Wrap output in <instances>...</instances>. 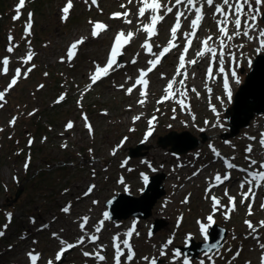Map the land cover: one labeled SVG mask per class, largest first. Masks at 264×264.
Masks as SVG:
<instances>
[{
	"label": "rangeland",
	"instance_id": "obj_1",
	"mask_svg": "<svg viewBox=\"0 0 264 264\" xmlns=\"http://www.w3.org/2000/svg\"><path fill=\"white\" fill-rule=\"evenodd\" d=\"M1 1L5 5V10L0 11L1 21L4 24V28L0 25L2 36L0 61L7 56L12 63L10 65L12 75L13 71L15 72L14 69L18 67L22 69L23 74L28 64L22 63L21 57L26 56L30 47L34 54L33 64L36 69L30 74L29 79L23 80L15 89L8 91L6 102H0L4 104L0 108V129H3L0 131V231L10 230L7 237L5 235L3 239L0 237V264H29L26 253L31 249H35L40 254L38 264H47L49 259L53 260V264L106 262L110 255H106L109 251L106 244L112 247L111 238L117 235V230L124 231L121 234L124 235L132 228L133 223L136 224L133 239L137 244V256L142 258L132 264H148L147 262L152 258L156 261L162 260L161 264H184L185 259L194 264H201V261L204 264H245L246 262L257 264L260 262L259 255L261 252L262 255L264 254V249L260 247L264 244V227L260 226V221L264 220V212L260 208L264 203V187H254L255 200L253 201L250 196L249 200L245 201L254 207L259 206L257 214L250 216L247 214L246 205L240 203L241 192L247 191V184L243 190L239 185L235 191L227 188L231 196L235 197L237 204V208L231 211L229 209L232 206L224 195L225 188H211V184L216 172L223 175L224 170L229 171L224 161L220 160V156L233 161L242 155L240 167L248 168L251 172L259 170L258 165L249 168V165H244V162L248 161L245 159L246 156L256 159L258 163L264 161V148H261L258 143L261 136V121H259L261 118H256L254 124L244 130L241 137L235 139L236 142L221 138L227 131L228 125L224 118V111L231 107L234 101L222 103L220 99H217L222 96L224 89L222 75L217 71L218 64L213 65V71H216L215 81L209 79L207 87L205 86L206 70L211 60L210 54L201 57L203 65L200 69H198L200 66L198 63L186 65L188 79L185 84L189 89L186 108L182 110L174 99L157 103L164 95V88L168 81L175 75L178 56L186 43L183 34L178 33L179 40L175 43L179 47H176L166 61H163L165 63L160 65L158 72L155 71L150 96L144 105H140L137 101L141 97L136 95L137 90L135 89L132 95H127L125 90L134 82V77L137 75L136 69L140 64L145 63L147 66L148 61L154 57L151 54L146 56L144 53L145 48L141 45L146 40V33L137 31L138 22L125 24L123 18H118L121 20L111 18L117 11H126V8H121L120 5L127 4L128 0H100L102 6L97 10H93L90 0L87 2L72 0L73 7L68 16L70 20L67 18V22L61 19V9L67 0H29L30 8L28 3L26 13L29 10L34 15L31 35L28 36L25 33L28 14L26 16L25 13L23 21L14 20L16 11L13 10V6L17 0ZM175 10L165 16L157 37L152 41L154 52L167 46L171 38L170 27L175 21ZM263 10L264 7L261 9L262 13ZM213 11L214 7L206 9L207 18L202 24L198 38L202 39L212 34L215 41L219 37L220 33L212 15ZM131 16L135 18L136 14H129L128 19ZM234 18L230 17V19ZM89 21L101 22L108 26L107 30L93 38L90 35L92 24ZM257 27L264 28L262 17L258 18ZM183 28L185 31H190L189 21ZM121 30L125 33L128 31L135 33L121 51L122 59L118 63L122 66L118 68L114 66V70L110 71L109 75H112L109 79L95 86L96 90L87 96L86 90L82 93L79 89L89 81V74L94 71L96 64L101 66L106 64L111 45L115 41L116 34ZM228 31L229 34L235 31L232 23ZM241 31H243V20ZM10 35L13 37L12 44L18 45L12 53L6 51ZM80 37H86V40L79 46L71 62H68L67 49ZM28 41L31 42L30 45ZM241 44L242 48L237 47ZM212 45L217 47L219 54L218 45L213 42ZM199 46L198 41L195 51L192 52L193 59H196L195 53L199 50ZM258 48V40L250 41L243 35L230 42L229 47L225 49L226 53L231 52L235 56L234 61L227 55L225 57V69L230 70L232 82L230 87L236 81L239 84L238 91L244 83L246 74L248 75L252 69L253 61L259 54H264V49L257 51ZM61 57L65 58L63 63ZM133 59L136 60L135 64L132 63ZM242 70L244 73H241ZM232 71L236 72L235 77L231 76ZM196 72H202L199 83L193 78ZM225 72L229 73L228 70ZM0 75L4 77L2 64H0ZM129 77L132 79L129 80ZM9 78L10 76L6 77L3 82L7 84ZM23 78L22 76L21 79ZM182 78V76L176 77L177 82ZM41 84L44 85L43 88L39 87ZM121 84H124V89L119 88ZM176 87H179V83L174 86ZM192 87L199 91V97L190 91ZM207 88H211L212 91L208 92ZM63 93H66V99L56 103L57 97ZM179 98L177 92L176 99ZM213 106L216 112L212 111ZM157 108L162 112L160 119L156 118ZM33 110L35 115L29 116L28 113ZM105 112L107 115H104ZM144 113L146 114L144 119L141 117L139 123L136 121L133 123V117L136 114L142 116ZM85 116L88 123L92 125L91 134L85 127ZM153 116L155 121L152 123V134L145 139L149 120ZM13 117L17 118L16 123L10 125L9 121ZM69 121L73 122L74 126L67 131L65 125ZM206 121L208 123H205ZM171 131H188L200 140V144L202 142L203 144L201 146L199 144V148L187 154L174 155L170 148H162L157 144L159 137ZM202 133L207 135L205 142L200 137ZM124 135L127 140L121 139ZM249 137L256 138L252 153L246 152L253 140ZM29 141L32 143L29 144ZM122 141L121 148H117ZM140 143L147 145L141 150L143 155L129 159L130 150L135 149ZM63 144H67V148L62 147ZM210 145L221 154L219 157L213 153ZM113 149H116V155L111 154ZM29 158V167L25 170L24 163ZM121 161L129 162L125 169L121 167ZM140 171H146L150 177L156 174L165 175L163 183L165 195L153 208L152 217L145 219L130 217L122 220L125 223L124 230H121V222H114L111 219L105 221L101 227L98 222L107 212V202L119 193H125L126 186L130 188L129 193L135 197L143 194L145 188L139 179ZM195 173L196 177L193 176ZM242 177V180L252 179L247 173H244ZM169 181L172 185L168 189L166 185ZM90 185H95V188L85 195ZM209 188L211 191H206ZM215 190L218 191L217 195L214 194ZM19 191L22 192L16 200V194ZM190 195L192 199L188 198ZM213 195L225 204L221 207L222 214L215 220L229 231L228 236L222 251L204 254L201 258L192 260L178 247L187 244L189 237L197 242L204 237L197 222L207 225V217L213 212L211 201ZM185 198L187 203L183 202ZM93 201L97 203L93 204ZM69 204L70 212L67 214L62 212L61 208ZM225 212L228 218H225ZM9 213L12 214L13 219L10 223L7 219ZM83 216L90 218L85 226L86 231L93 233L95 227L104 229L99 243L90 246L89 242H86L87 248L83 244L69 249L60 261H56L55 253L59 251L60 245L59 240L52 234L57 233L67 242L75 243L76 239L83 234L78 227L82 222L80 218ZM32 219H35V224L31 222ZM157 220L163 221L161 228L158 232L151 234L150 230ZM245 220L253 223L257 229L255 233L251 232ZM5 224H7L6 229ZM42 225H48V227L42 228ZM169 239L173 241L171 245H167ZM33 241L37 243L34 244ZM97 245L104 246L105 261L83 256L82 251H95ZM161 251L165 253L163 256L160 255ZM176 251L180 252L179 257L175 255ZM237 252H239L238 256ZM111 253L114 254V249ZM168 254H172L173 257H167ZM144 257H148L149 260L145 261ZM237 257L240 261L233 263L232 260ZM124 260L125 257H122V264ZM108 262L113 263V260Z\"/></svg>",
	"mask_w": 264,
	"mask_h": 264
},
{
	"label": "snow or ice",
	"instance_id": "obj_2",
	"mask_svg": "<svg viewBox=\"0 0 264 264\" xmlns=\"http://www.w3.org/2000/svg\"><path fill=\"white\" fill-rule=\"evenodd\" d=\"M87 2V0H85ZM92 4H96L97 0H91ZM133 0H128V4H132ZM138 3L140 4V7L138 8L137 16L139 18H144L146 15V12L150 11V16L148 17L149 22L145 23L141 19V23L137 25V31H143L146 33V40L144 44L141 46L145 48L149 54H151L154 59H151L148 61L149 67L146 69H140L139 70V75L135 79V81L132 83L130 87H128L125 91L127 95H132L133 91L137 88H139V95L141 99H139L137 102L140 105H144L146 100H147V89L149 85V80L147 79L148 75L150 72H152L157 65L161 62V59L173 48L179 47L178 44L175 43L177 40V34L178 31L181 29L182 24H181V17H184L185 20H188V15H185V11L191 15L194 13V18L190 20V27L191 31H185L183 32V37L186 41L183 51L181 55L178 58V65L176 67L175 75L168 81L166 87L164 88V95L161 97L160 100L157 101V103H162L168 99H174L176 103H178L181 106V109L183 110L184 108L187 107L186 101L188 99V86L185 84V81L188 79V69L186 67L187 65H195L197 63V60L201 57H204L205 55L210 54L211 60L209 63V66L206 70L207 72V77H206V84L205 86L207 87V80H212L213 82L215 81V76L213 75V65L218 64L217 71L220 74H225V57L226 55L231 57L233 61L235 60V56L233 53L225 52V49L229 47V44L231 41L236 39L237 37H240L243 35L244 37H247L250 41L253 39L258 40L259 42V48L257 51L264 49V28H258L257 27V20L258 18L262 17V7H264V0H222L220 3H216L215 0H175V4L172 6H169V4H162L161 0H138ZM183 5L185 11H181L180 7ZM205 5H207L209 8L214 7V12L212 13L213 18L215 19L217 16H219V19H215V22L217 24L218 32L220 33L219 37L217 40L213 41V37L211 35L207 36L201 41V48L199 51L195 53L196 59H190L186 61V54L189 52V48L192 45L193 39L197 37V31L200 28V25L202 21L204 20V8ZM25 6V0H19L17 6H16V15L13 17L14 20L20 19V13L21 9ZM73 3L72 0H67V3L65 4L64 7H62L61 12L62 20H66L69 16L70 9H72ZM121 8H126L125 4L120 5ZM174 8L176 9L174 12V19L175 22L171 25L170 27V39L168 41V44L166 47H163L162 50L158 52H153L152 45L149 43L151 41L152 37L157 35L156 31V25L160 22L163 21L165 16H167L169 13H173ZM227 9V10H225ZM161 10H163L164 15H160ZM129 12H115L112 14L111 18L112 19H118V18H123V22L125 24H132L133 21L128 19ZM32 13L28 14V22L25 25V33L26 36L31 35V29H32ZM230 17H235L234 19H230ZM243 20V31H241V24ZM90 24H92V30L90 35L95 38L100 35L102 31L107 30V25L101 23V22H93L89 21ZM229 23H232L235 27V31L231 34H229L228 31V25ZM256 32L258 33L257 36H252L250 33ZM135 33L132 31H128L125 33L123 30L118 32L115 36V41L113 44V47L111 49L109 58L107 59V62L104 66H101L99 64L95 65L94 71L89 74V80L91 81L90 84L86 86V90H90L92 85H95L97 81L102 79L103 77H106L110 74L111 70H114V66L116 68L121 67L122 65L117 63L118 57L122 54L121 49L122 47L128 43L133 37ZM13 37L10 35L9 36V46L6 48V51L8 53H12L18 45L12 44ZM86 40V37H80L78 40H75L72 42L66 52V56L68 59V62H71V60L74 58L75 53L78 51V48L80 45H82ZM212 41L213 44L218 45L219 47V54L217 51V47L212 46L209 42ZM30 45V41H28ZM237 47L242 48L243 45H237ZM33 52L31 48L29 47L26 56L21 57L22 63L27 64L33 59ZM218 56V59H217ZM65 60L64 57H61V62L63 63ZM132 63L135 64L136 60L133 59ZM0 64H2V74H7L9 72V64L10 60L7 56H5L2 61H0ZM35 65L33 64L31 67L27 68V70L23 73V77L27 78L28 73H30ZM21 69L18 67L15 69V73L13 77L11 78L10 82L7 85V88H5L3 91H0V102H6L5 101V96L8 93L9 90H11L18 82V79L21 78ZM47 75V73H45ZM194 75V74H193ZM182 76L183 78L177 82L176 77ZM231 76L235 77L236 72L232 71ZM161 78H163V74H161ZM129 80L132 78L129 77ZM179 83V87L174 88L175 85ZM40 88H43L44 85L41 84L39 85ZM120 89H124L125 86L124 84L119 85ZM223 88L224 92L226 93L228 99H231L232 93L229 89V77L227 74L223 76ZM208 92H211V88H207ZM191 92L195 93L197 97L200 96L199 91L195 87H192L190 89ZM179 93L180 98L176 99V93ZM66 98V93L61 94L56 103H60L64 101ZM217 99H220V97H217ZM223 103V101H221ZM79 103V101H78ZM4 106L3 103H0V108ZM175 111V109H173ZM212 111L216 112V108L213 106ZM29 116L35 115V110L32 112L28 113ZM104 115H107L105 112ZM175 118V117H173ZM16 117H13L12 120L9 121L10 125H15L16 123ZM140 116H134L133 117V123L135 121L139 120ZM195 119V118H193ZM85 127L88 129L89 133L91 134L93 131L92 125L88 123V119L85 116ZM155 120V117L153 116L151 120H149V129L148 132L146 133L145 139H147L148 136H151L153 127L152 123ZM205 123H208L207 121ZM73 122L69 121L66 124V130L67 129H72L73 128ZM214 126H219V125H214ZM130 131H133L134 129H129ZM0 131H3V129H0ZM203 131V129H201ZM249 139L255 140V137H249ZM124 140H127V137L124 138ZM32 141H29V144H31ZM259 145L261 148H264V134H261L260 139L258 141ZM123 145V141L121 142L120 145L117 146V148L121 147ZM67 144H63L62 147L67 148ZM213 153L216 156H220L221 154L211 145L209 146ZM91 151V149H89ZM246 152L252 153L253 148L251 145L248 146L246 149ZM112 155H116V149H113ZM234 159V157H233ZM246 160L249 161V168L257 166L258 169L257 171H252L249 172L248 168H240L239 171L243 173H247L252 177L251 180L244 179L240 182L239 187L241 190L245 188V185H248L247 191H242V199L240 200V203L243 204L245 201L249 200V197H252V200H255V188H259L264 184V161H261L258 163V161L254 158H251L250 156L245 157ZM30 163V158L25 161L24 163V168L25 170L28 169ZM225 167L227 169H235L237 168V165L234 163L225 161ZM15 179V177H14ZM231 179V173L226 171L223 175H221L219 172H217L213 179H212V184L211 188L219 187L221 184H224L225 181ZM255 182V184H254ZM145 183H147V177H145ZM95 188V185H90L88 188V191L85 192V195H88L92 189ZM211 188L206 189V191L210 192ZM224 195L227 197L229 203L231 204V208L229 211L234 210L236 207V199L235 197L229 195L228 189L225 188L224 190ZM211 201L213 205V214L209 215L207 217V225L201 222H197L200 226V231L201 233L204 234V238H208V227L214 223L213 215L215 214V211L219 210V208L223 207L221 205L220 199L216 197L215 195L211 196ZM184 203H187V198L183 201ZM97 203V201H93V204ZM248 215H252V204L248 203ZM71 205H66L61 208V211L64 213H69L70 212ZM261 208L264 209V203L261 204ZM109 213L105 212L103 214V219H101L98 223L102 227L109 219ZM225 218H228L227 212H225ZM7 219L9 223L12 220V214L9 213L7 216ZM89 217L88 216H83L80 218L82 221L79 223L78 227L82 235H80L75 243H69L66 240L60 238L57 233H53V237L59 240V251L55 253V260L60 261L62 256H64L65 252H67L69 249H73L76 247H79L80 245H83L85 243V239L87 238L89 243L96 244V241L100 239L98 233L101 232V227H95L94 232L90 233L85 230V226L89 222ZM33 224H35V219H32L31 221ZM245 224L248 226V228L251 230V232L255 233L257 231L256 227L253 225L251 221L245 220ZM260 226L264 227V220L260 221ZM48 225H42V228H46ZM4 228H7V224L4 225ZM39 230V229H38ZM135 231V226L124 233L125 238H121L119 234L114 235L111 238V243L112 247L114 249V264H122V257H125V260L123 261V264H131L133 261L136 253L133 249L132 244L129 242L130 238L133 235V232ZM5 232L0 231V237L4 236ZM138 235V233H137ZM191 239V237H189ZM33 243H37L36 241H33ZM173 241L169 239L167 241V245H171ZM260 247L264 249V244H261ZM104 251V246L103 245H97L95 251H82L83 256L85 257H92L98 261H105L106 257L102 255L101 253ZM164 251L160 252V255H164ZM175 255L177 257L180 256V252L176 251ZM236 255H239V252L236 253ZM26 256L28 257L29 264H37V262L40 260V254L36 252L35 249H31L26 253ZM145 261H148V257L143 258ZM47 264H53V260L49 259L47 261ZM149 264H157V261L155 258H152L149 261ZM184 264H188V260H184ZM201 264H204L203 261H201ZM261 264H264V255L261 256Z\"/></svg>",
	"mask_w": 264,
	"mask_h": 264
},
{
	"label": "water",
	"instance_id": "obj_3",
	"mask_svg": "<svg viewBox=\"0 0 264 264\" xmlns=\"http://www.w3.org/2000/svg\"><path fill=\"white\" fill-rule=\"evenodd\" d=\"M228 114L229 115L226 117V120L230 123L232 134L227 135V138L236 136L240 132V129L249 126L251 120L254 119L256 115H264V54L258 55L255 59L253 68L247 75L246 83L241 87L236 97V103L233 109L228 111ZM158 146H162L163 148L171 146L172 152L182 154L196 149L198 144L197 139L188 132H183L181 134L172 132L166 137H161L159 139ZM132 151L131 156L133 157L141 155L140 148ZM164 180L165 177L163 175L152 178L151 185L146 191V194L136 201V203L139 202L138 204L140 206L135 205V203L128 208L129 210L131 209L130 213L132 215L135 214L142 216L139 212L144 211V217L142 216L143 218L151 217L152 210L157 201L165 195L164 188L162 187ZM150 192L153 193L151 194ZM20 194L21 192L19 191L16 195L17 199ZM128 201H133V199H131V197H127L115 202L111 201L109 203L111 217L118 218L119 210L122 208L127 209L121 206V202L127 203ZM160 228L161 225L158 228L155 227V232ZM220 246L221 244H217L214 247H209L208 244H201V246H199L200 249L196 253L199 254L202 251L211 252L214 248H220Z\"/></svg>",
	"mask_w": 264,
	"mask_h": 264
},
{
	"label": "bare ground",
	"instance_id": "obj_4",
	"mask_svg": "<svg viewBox=\"0 0 264 264\" xmlns=\"http://www.w3.org/2000/svg\"><path fill=\"white\" fill-rule=\"evenodd\" d=\"M252 35L255 37V36H257L258 35V33H256V32H253L252 33ZM254 40H256V39H253L252 41H254ZM202 65H203V62L201 61L200 62V66L198 67V69H200V67L202 68ZM202 73V72H201ZM200 72H196L195 74H194V79H195V81L197 82V83H199L198 81L201 79V76H200V74H201ZM150 160V159H149ZM152 162H153V160H151ZM232 176V175H231ZM235 180H233V182H234ZM171 181H169L168 183H167V185H166V188H168L169 189V187H171ZM153 192H155V191H153ZM153 192H151V194L153 193ZM139 203V202H138ZM138 203H136L135 205H137V206H140ZM131 205H133V203H132V201H128L127 203H125V202H121V206H123V207H125V208H129ZM106 206H107V204H106ZM143 212L144 211H140L139 213L144 217V214H143ZM91 217V216H90ZM122 220H125V219H122ZM162 223L160 222V221H156V223L154 224V226L156 227V228H158V227H160V225H161ZM138 225H139V222H138ZM124 226H125V223H123V222H121V225H120V227H121V230H124ZM41 231H43V230H41ZM123 232L124 231H121L120 232V234H123ZM7 234H8V232L6 233V236L5 237H7ZM119 234V235H120ZM55 238V237H54ZM58 240V239H57Z\"/></svg>",
	"mask_w": 264,
	"mask_h": 264
},
{
	"label": "trees",
	"instance_id": "obj_5",
	"mask_svg": "<svg viewBox=\"0 0 264 264\" xmlns=\"http://www.w3.org/2000/svg\"><path fill=\"white\" fill-rule=\"evenodd\" d=\"M29 8H30V3H29ZM4 10H5V5H4V3L0 0V11H3L4 12ZM10 18V17H9ZM25 18V17H24ZM24 18H22V19H20L21 21H23V19ZM2 16H1V14H0V25H1V27L2 28H4V24L2 23ZM0 38H2V36L0 35ZM60 89V88H59Z\"/></svg>",
	"mask_w": 264,
	"mask_h": 264
}]
</instances>
